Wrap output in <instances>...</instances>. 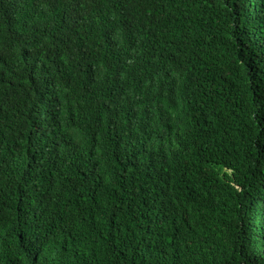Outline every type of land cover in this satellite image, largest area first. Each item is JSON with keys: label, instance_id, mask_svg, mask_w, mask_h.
<instances>
[{"label": "trees", "instance_id": "obj_1", "mask_svg": "<svg viewBox=\"0 0 264 264\" xmlns=\"http://www.w3.org/2000/svg\"><path fill=\"white\" fill-rule=\"evenodd\" d=\"M0 264H264V0H0Z\"/></svg>", "mask_w": 264, "mask_h": 264}]
</instances>
